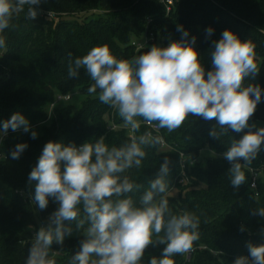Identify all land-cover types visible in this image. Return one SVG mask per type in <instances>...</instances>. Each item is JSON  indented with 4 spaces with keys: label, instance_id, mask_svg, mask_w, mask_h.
I'll return each mask as SVG.
<instances>
[{
    "label": "trees",
    "instance_id": "1",
    "mask_svg": "<svg viewBox=\"0 0 264 264\" xmlns=\"http://www.w3.org/2000/svg\"><path fill=\"white\" fill-rule=\"evenodd\" d=\"M33 7L37 18L27 17L26 5L13 19L16 27L3 33L7 52L0 49V122L19 112L30 125L29 132L9 129L0 142L4 157L0 158V264H24L32 236L58 207L50 199L47 209L40 210L33 203L37 181L28 182L47 142L80 146L104 136L108 145L118 147L129 141V130L121 127L116 109L102 104L97 94H88L94 82L86 71L81 69L78 78L69 77V52L74 61L94 46L107 44L118 59H131L149 45L165 47L181 39L177 27L182 25L189 39L196 37L194 47L207 72L212 69V41L228 29L242 41L255 43L260 72L244 84L257 83L264 91V0H178L169 13L161 0H42ZM209 27L214 29L210 37L206 34ZM144 38L148 42L137 49L133 43ZM74 92L83 96L79 107L69 103ZM59 96L69 99L58 100ZM250 123L256 126L252 131L264 127V96ZM215 125V120L190 115L179 129L171 133L162 129L167 148L162 144L146 148L142 166L125 173L143 186L131 194L138 201L164 157L170 159V208L174 214L187 210L200 218V237L193 243L191 258L176 255L175 264H233L238 256L248 255V242L264 243V218L253 214V209L264 207V145L251 171L245 169V184L233 188L228 173L231 165L222 154L233 139L250 129L239 133L229 129L218 141L209 136ZM32 131L37 132L35 139ZM145 131L150 129L142 122L136 135ZM18 143L28 147L19 159H12L10 153ZM205 149L211 155L201 158ZM253 181L256 188L251 187ZM71 226L73 233L55 257L56 264H70L80 249L83 236L76 232L74 222ZM164 247L149 245L143 264L151 256L160 257ZM52 250L60 246L53 244Z\"/></svg>",
    "mask_w": 264,
    "mask_h": 264
},
{
    "label": "clouds",
    "instance_id": "2",
    "mask_svg": "<svg viewBox=\"0 0 264 264\" xmlns=\"http://www.w3.org/2000/svg\"><path fill=\"white\" fill-rule=\"evenodd\" d=\"M41 2L0 0V49L7 52L3 33L16 27L13 19L26 5L27 17L36 19L38 11L33 6ZM177 30L182 32L181 39L171 40L165 47L152 45L131 59H118L107 44L94 46L74 61L68 53L69 77L78 78L81 69L86 71L94 82L88 94H97L102 104L116 109L123 121L121 127L129 130V141L110 146L100 136L80 146L53 141L44 145L28 182L37 181L33 203L40 210L47 209L50 199L58 207L32 236L24 264H56L55 257L73 233V222L83 239L70 264H143L149 245L165 247L160 257L151 256L148 264H175L174 256L193 251V243L200 237V218L187 210L174 214L170 208L167 177L171 161L167 156L139 200L131 195L143 186L125 173L142 166L146 148L164 143L151 131L136 135L142 122L171 133L190 115L215 120L209 136L218 141L229 129L237 133L250 129L238 140L233 139L222 154L231 165L228 173L232 187L245 184V169L251 171L264 145V127L252 131L256 126L250 123L264 91L257 83L244 84L245 79L255 80L260 72L256 45L224 30L219 40L212 41V69L206 72L194 47L196 37L189 39L182 25ZM213 31L207 28V36ZM21 128L29 132V121L19 112L13 113L0 122V142L9 129ZM31 136L35 139L37 132L32 131ZM27 147L18 143L11 158L19 159ZM0 158H4L2 154ZM253 214L264 218V207L253 209ZM53 244L60 250L53 251ZM247 249L248 255L238 256L233 264H264V243L248 242Z\"/></svg>",
    "mask_w": 264,
    "mask_h": 264
},
{
    "label": "built area",
    "instance_id": "3",
    "mask_svg": "<svg viewBox=\"0 0 264 264\" xmlns=\"http://www.w3.org/2000/svg\"><path fill=\"white\" fill-rule=\"evenodd\" d=\"M178 0H161V2L165 5V7H166V12L167 13H169V12H171V10L173 9V7H174V5H175V3L177 2ZM148 42V39H146V41L145 42H138V43H136V42H134L133 43V45H135L136 47H137V49H140V48H142L143 46H145L144 44H146ZM69 99V96H59L58 97V100H68ZM144 124V123H143ZM145 126H147L149 129H150V131L152 132V134L155 136V135H160L161 136V132H162V129H159V130H157L156 128H155V124L154 125H152V126H149V125H146V124H144ZM164 141V140H163ZM162 147L164 148V147H167V145H166V143L164 142L163 144H162ZM182 175H183V179L181 180V182H183L184 180H185V177H186V173H185V167L184 166H182ZM253 185H255L254 187H253ZM251 187L252 188H256V184H255V182L253 181L252 182V185H251ZM192 253H193V251H191L190 253H187L186 254V258H191V256H192Z\"/></svg>",
    "mask_w": 264,
    "mask_h": 264
},
{
    "label": "rangeland",
    "instance_id": "4",
    "mask_svg": "<svg viewBox=\"0 0 264 264\" xmlns=\"http://www.w3.org/2000/svg\"><path fill=\"white\" fill-rule=\"evenodd\" d=\"M153 37H154V34H153ZM145 41H146V38L143 39V42H145ZM155 45H158L159 46V44H155ZM151 46L152 45H149L148 48L150 49ZM82 100H83V96L79 92H74L71 95V100H70L69 103L71 105H73L74 107H79L80 104H81V102H82ZM164 148H167V147H164ZM210 155H211V152L208 149H205V150H203L201 152V158H206V157H209Z\"/></svg>",
    "mask_w": 264,
    "mask_h": 264
}]
</instances>
